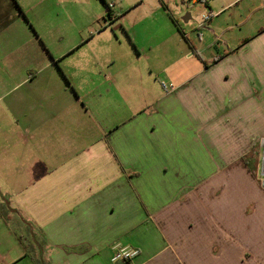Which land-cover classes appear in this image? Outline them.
<instances>
[{"label":"crops","instance_id":"0c3cea01","mask_svg":"<svg viewBox=\"0 0 264 264\" xmlns=\"http://www.w3.org/2000/svg\"><path fill=\"white\" fill-rule=\"evenodd\" d=\"M216 4L174 54L104 64L43 38L26 62L25 3L0 0V264H264V0Z\"/></svg>","mask_w":264,"mask_h":264},{"label":"rangeland","instance_id":"374dc122","mask_svg":"<svg viewBox=\"0 0 264 264\" xmlns=\"http://www.w3.org/2000/svg\"><path fill=\"white\" fill-rule=\"evenodd\" d=\"M23 1L25 3V41L32 38L25 45L26 62L36 59L30 57L34 52L33 40L38 44L40 38L54 49H74L71 56L61 57L60 60L86 61L84 54L87 48L93 49L104 64L110 63L112 59H119V56H114L117 53L121 55L123 63L134 60L142 62L162 60V43L158 41L155 43V40L150 47L145 48V45L149 44V39L162 38L165 35L169 38L165 45L172 46L174 54L180 39L178 35L173 38L170 30L177 28V25L185 29H198L202 22V12L209 11V8L202 4L187 5L182 0ZM208 1L212 10L220 16L234 12L244 16L259 12L251 3L249 5L244 3L241 9L238 8L236 11L234 8L228 9L223 13L221 8L225 4L217 5V0ZM187 12L192 15L188 22L183 19ZM243 28L245 29L244 26ZM139 51L143 54L137 58L135 54ZM227 120H229L228 117ZM238 121L244 129L254 124L246 118H238ZM224 124L229 123L227 121ZM246 134L247 131L241 139L245 138ZM258 140L256 141L259 152L258 161L261 164L263 150Z\"/></svg>","mask_w":264,"mask_h":264},{"label":"built area","instance_id":"2783aa9c","mask_svg":"<svg viewBox=\"0 0 264 264\" xmlns=\"http://www.w3.org/2000/svg\"><path fill=\"white\" fill-rule=\"evenodd\" d=\"M182 1L184 4H187V5L202 4L209 8L208 12H202L201 14L202 22L199 26H204L218 14L217 12H214L212 10L208 0H182ZM161 86L166 92H172L175 89V86L172 83H168L166 81H161ZM259 143L262 147L263 152H262V161L259 167L258 176H259L262 186L264 187V137L260 138ZM114 249L115 251L112 256V259L114 261H117V260L132 261L141 254V249L138 247L122 246L121 244H116L114 246Z\"/></svg>","mask_w":264,"mask_h":264},{"label":"water","instance_id":"95a60500","mask_svg":"<svg viewBox=\"0 0 264 264\" xmlns=\"http://www.w3.org/2000/svg\"><path fill=\"white\" fill-rule=\"evenodd\" d=\"M192 18V15L190 12H187L186 15L183 17V19L188 22Z\"/></svg>","mask_w":264,"mask_h":264}]
</instances>
